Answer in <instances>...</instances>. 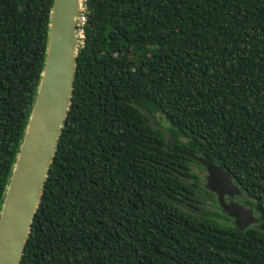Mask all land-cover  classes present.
Here are the masks:
<instances>
[{"label": "trees", "instance_id": "1", "mask_svg": "<svg viewBox=\"0 0 264 264\" xmlns=\"http://www.w3.org/2000/svg\"><path fill=\"white\" fill-rule=\"evenodd\" d=\"M53 0H0V212L43 71ZM72 103L20 264H264V0H84ZM189 150L258 222L215 199ZM223 212V211H222ZM224 217L233 220L227 214Z\"/></svg>", "mask_w": 264, "mask_h": 264}, {"label": "water", "instance_id": "2", "mask_svg": "<svg viewBox=\"0 0 264 264\" xmlns=\"http://www.w3.org/2000/svg\"><path fill=\"white\" fill-rule=\"evenodd\" d=\"M82 2L53 0L42 76L0 212V264H20L72 103L79 47L75 23ZM132 105L148 117L153 127L164 130L168 151L181 153L206 168V188L217 195L223 212L239 230L259 221L252 208L225 200L226 195H241L227 170L189 150L173 148L172 134L159 126L157 117L137 103Z\"/></svg>", "mask_w": 264, "mask_h": 264}, {"label": "rangeland", "instance_id": "3", "mask_svg": "<svg viewBox=\"0 0 264 264\" xmlns=\"http://www.w3.org/2000/svg\"><path fill=\"white\" fill-rule=\"evenodd\" d=\"M192 169L199 175V177L202 179V183L206 184V177L208 175L206 169L196 165L191 164ZM204 201L207 199V201L202 203V211H197V214H202L205 210L206 211H213L217 213V217L215 218L216 221L223 225H231L234 224L233 220L227 219L224 217L223 210H220L219 207L215 203V199L212 196L204 195L203 197Z\"/></svg>", "mask_w": 264, "mask_h": 264}, {"label": "built area", "instance_id": "4", "mask_svg": "<svg viewBox=\"0 0 264 264\" xmlns=\"http://www.w3.org/2000/svg\"><path fill=\"white\" fill-rule=\"evenodd\" d=\"M87 10L86 6L84 5V0L81 4L80 11L78 13L75 27H76V34L79 40V46L84 44V33H85V25L87 22V17L85 11Z\"/></svg>", "mask_w": 264, "mask_h": 264}, {"label": "flooded vegetation", "instance_id": "5", "mask_svg": "<svg viewBox=\"0 0 264 264\" xmlns=\"http://www.w3.org/2000/svg\"><path fill=\"white\" fill-rule=\"evenodd\" d=\"M206 187V186H205ZM212 192V191H211ZM214 193V192H213ZM215 194V193H214ZM216 195V194H215ZM216 200L218 201V198H217V195H216ZM225 200L226 201H236V202H238L237 200H239V198H238V196L237 195H235V196H229V195H226L225 196ZM218 204H219V202H218Z\"/></svg>", "mask_w": 264, "mask_h": 264}]
</instances>
